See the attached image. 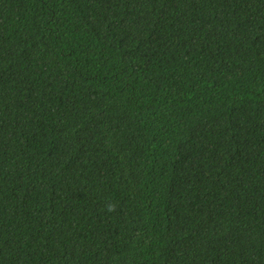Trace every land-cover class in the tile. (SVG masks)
Masks as SVG:
<instances>
[{
    "label": "trees",
    "instance_id": "16d2710c",
    "mask_svg": "<svg viewBox=\"0 0 264 264\" xmlns=\"http://www.w3.org/2000/svg\"><path fill=\"white\" fill-rule=\"evenodd\" d=\"M0 264H264V0H0Z\"/></svg>",
    "mask_w": 264,
    "mask_h": 264
}]
</instances>
